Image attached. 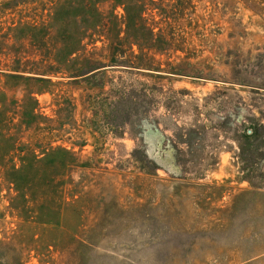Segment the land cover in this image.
Returning a JSON list of instances; mask_svg holds the SVG:
<instances>
[{"label": "rangeland", "instance_id": "374dc122", "mask_svg": "<svg viewBox=\"0 0 264 264\" xmlns=\"http://www.w3.org/2000/svg\"><path fill=\"white\" fill-rule=\"evenodd\" d=\"M0 264H264V0H0Z\"/></svg>", "mask_w": 264, "mask_h": 264}]
</instances>
